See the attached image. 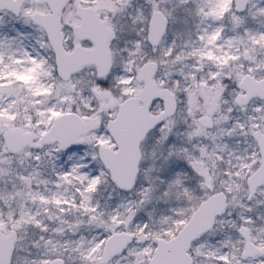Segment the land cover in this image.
Returning a JSON list of instances; mask_svg holds the SVG:
<instances>
[{
  "label": "snow or ice",
  "instance_id": "obj_1",
  "mask_svg": "<svg viewBox=\"0 0 264 264\" xmlns=\"http://www.w3.org/2000/svg\"><path fill=\"white\" fill-rule=\"evenodd\" d=\"M0 264H264V0H0Z\"/></svg>",
  "mask_w": 264,
  "mask_h": 264
}]
</instances>
